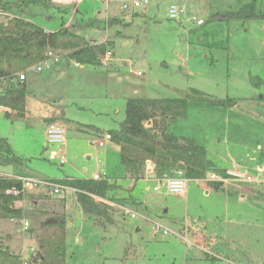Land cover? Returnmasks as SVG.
Returning <instances> with one entry per match:
<instances>
[{
  "label": "rangeland",
  "instance_id": "374dc122",
  "mask_svg": "<svg viewBox=\"0 0 264 264\" xmlns=\"http://www.w3.org/2000/svg\"><path fill=\"white\" fill-rule=\"evenodd\" d=\"M2 1L11 8L0 11V21L21 15L50 31L65 25L89 40L113 42L101 66L68 61L59 49L49 67L33 71L38 61L21 70L28 85L26 118L11 120L1 108L0 135L25 161L9 169L0 165V175L18 177L26 168L31 172L22 176L33 181L15 202L22 217L0 218L3 246L29 258L41 223L61 215L65 264H264V83L251 82L254 76L264 79V18L224 15L250 1L264 12V0H149L135 9L122 8L121 0H50L49 7L30 3L23 13L18 0ZM170 2L185 6L176 20L167 16ZM112 18L120 21L108 24ZM194 88L235 98L239 105L224 111L190 98L186 116L169 132L192 137L216 166L247 171L255 181L229 180L220 188L224 191L205 193L206 180L187 179L184 196L167 193L164 186L154 190L162 183L158 179L124 178L113 141L92 138L71 128L81 125L59 117L108 131L124 118L128 96L173 98ZM51 121L66 129L62 164L48 158L57 149L45 139V123ZM97 139L104 140V148L89 142ZM97 171L114 184L106 198L95 197L112 222L83 213L72 187L53 191L54 180L88 178ZM130 193L142 202L135 203ZM154 223L161 225L156 233Z\"/></svg>",
  "mask_w": 264,
  "mask_h": 264
},
{
  "label": "trees",
  "instance_id": "16d2710c",
  "mask_svg": "<svg viewBox=\"0 0 264 264\" xmlns=\"http://www.w3.org/2000/svg\"><path fill=\"white\" fill-rule=\"evenodd\" d=\"M18 1L21 12L30 3L51 6L50 0ZM9 7V3L0 0V11ZM224 15L242 20L264 18V12L258 11L253 1ZM118 21L120 19L112 18L108 24ZM112 47L111 40H89L65 25L54 31H46L44 27L21 15L0 21V104L9 108L5 116L11 120L24 116L27 85L24 80H15V76L26 66L45 58L47 50H64L68 61L101 66L106 53H112ZM251 82L258 86L264 83V79L254 76ZM190 98L210 106L231 107L237 103L235 98H216L195 88L180 97L126 98L124 118L117 128L107 131L110 140L119 147V160L125 169L124 178L133 181L144 178L148 161L153 164L156 174L182 169L187 179H205L208 171L225 175L226 169L217 167L209 159L203 145L191 137L169 132L173 122L186 116ZM93 129L100 132L98 128ZM24 161L23 156L13 151L7 138L0 135V164L20 165ZM54 182L75 189V200L83 213L94 215L101 222H112V218L104 216L105 210L102 211L99 205L102 202L96 201V198H106L114 186L107 178L95 180L91 177H64ZM207 183L215 190L222 187L220 182L207 180ZM13 187L19 190L16 196L6 193L7 189ZM22 189V180L0 175V218L22 217V208L15 204L22 198ZM260 192L264 197V190ZM49 219H56V222H49ZM39 229L36 234L37 248L27 259L11 251L7 245L3 246L0 240V264H65V218L61 215L50 217L41 223Z\"/></svg>",
  "mask_w": 264,
  "mask_h": 264
},
{
  "label": "built area",
  "instance_id": "2783aa9c",
  "mask_svg": "<svg viewBox=\"0 0 264 264\" xmlns=\"http://www.w3.org/2000/svg\"><path fill=\"white\" fill-rule=\"evenodd\" d=\"M122 2V8L127 9L129 7L132 8H143L145 7L149 0H121ZM185 12V6L182 3H177V2H170L167 6V16L169 19L176 20L178 19L181 15H183ZM203 20L198 19L197 23L200 24L202 23ZM111 52L108 51L105 55L107 57L110 55ZM53 55L52 50H47L45 52V58L40 60L37 64L31 67V69L35 72H39L43 70L44 68L49 67L51 59L50 57ZM78 64V63H76ZM138 75L141 74L140 71H136ZM15 80H24L26 75L25 72H18L15 76ZM3 108V106L0 104V109ZM45 139L47 145H53L56 146V150L50 152L48 155V158L50 160H58L61 164L65 162L66 159V151H65V143H66V129L63 124L57 122V121H51L47 123L46 129H45ZM105 139H110V134L106 133L103 136ZM100 138V137H99ZM91 144L93 146L97 147H103L105 145L103 139H97V140H92ZM152 166V163L150 161L147 162L146 164V169L150 168ZM7 176V175H6ZM14 177V176H10ZM20 180H22V190H26L27 188H30L32 185L33 179L30 177H21L18 176L16 177ZM95 180H100L102 179L101 177V172H95L92 174V177ZM257 178L252 176L250 173L247 171H242L239 169L231 168V169H226L225 175H220L215 171H208L206 173V178L205 180H212L215 182H220L221 184L226 183L229 180L233 181H243V182H252L255 181ZM162 183H157L155 186H153L154 190H159L162 186L165 187L167 193H173V194H182L185 191V186H186V181L187 178L185 177L184 171L182 169H177L173 171L170 175L166 174L165 177L159 178L158 179ZM50 184L49 182H45ZM55 187L53 191L55 193L61 192L63 189H69L68 185L56 183L53 184ZM73 188V187H72ZM74 189V188H73ZM75 190V189H74ZM7 194L14 195L16 196L19 194V190L16 188H10L6 190ZM131 217H134L135 214L131 213ZM24 227H26L27 222H24ZM159 223H154L153 225V232L156 233L160 228ZM162 233L164 235L168 234L169 229L168 228H163Z\"/></svg>",
  "mask_w": 264,
  "mask_h": 264
},
{
  "label": "crops",
  "instance_id": "0c3cea01",
  "mask_svg": "<svg viewBox=\"0 0 264 264\" xmlns=\"http://www.w3.org/2000/svg\"><path fill=\"white\" fill-rule=\"evenodd\" d=\"M251 2V1H250ZM247 3H249V2H247ZM247 3H244V4H247ZM242 6V5H241ZM233 10V9H232ZM232 10H228V11H232ZM227 11V12H228ZM46 31H50L49 29H46V28H44ZM103 40H106V39H103ZM102 40V41H103ZM26 85H27V82H26ZM27 89H28V85H27ZM239 104H238V101H237V103L235 104V105H233V106H231V107H222V109H224V111H229V110H231V109H234L235 107H237ZM211 107H213V106H211ZM220 107V106H219ZM3 109H5V111L6 110H9V108H7V107H4L3 106ZM30 111L32 112V108L30 109ZM60 111H61V113L63 114V112H62V109H60ZM25 115H26V111H25V114H24V116L22 117L23 119L24 118H26L25 117ZM37 115H40L39 113H37ZM28 117V116H27ZM62 120H67L69 123H72V124H78V125H81L82 127H80V128H74V127H71V128H73V129H75V130H77V131H83V132H86V133H88V135H90L92 138H99L98 136H100V137H103L104 136V134H106L107 133V131H105V130H103V129H101L99 126H97V125H94V124H85V123H82V122H79V121H77V120H74V119H72V118H70V117H67V116H65V115H62V116H59ZM29 119H33V114L32 113H30V116H29ZM41 119V118H40ZM48 123V122H47ZM47 123H45V126L47 125ZM87 125H91V126H93V127H88ZM98 128L99 130H100V132H95L94 131V129L93 128ZM90 128V129H89ZM44 131H45V129H44ZM67 138V137H66ZM192 138V137H191ZM89 142H92L91 140L89 141ZM117 145V144H116ZM105 146V145H104ZM104 146L103 147H101V148H104ZM117 148H118V153H119V147H118V145L116 146ZM256 147H260V144H257V146ZM206 148V147H205ZM207 151V150H206ZM207 156L209 157V155H208V151H207ZM24 157V156H23ZM209 159H211L210 157H209ZM213 162V161H212ZM1 165V164H0ZM7 167L8 169H9V166L10 165H3L2 167L4 168V167ZM217 167H219V166H217ZM220 168H224V169H231V168H233V167H220ZM258 168H261V166H258ZM28 170V172H31V170H29V169H26L25 168V170H23L22 171V175H26L27 174V171ZM7 173L6 174H8V175H12L11 174V172L9 173V171L7 170L6 171ZM98 172V171H97ZM95 173V172H94ZM154 174V175H153ZM17 175H20V174H17ZM165 175H166V173H162V174H156L155 173V171H154V166H153V164H152V166L150 167V168H148V169H146V176L144 177V178H142V179H139L140 181H147V180H157V179H159V178H163V177H165ZM36 177H39V176H36ZM41 178V177H40ZM43 179V178H42ZM138 180V181H139ZM196 180V179H195ZM197 180H205V179H197ZM131 181H133V180H131ZM133 182H135V181H133ZM205 183V188H204V192L205 193H208L210 190H211V188L212 187H210L209 186V184L207 183V180H206V182H204ZM222 187H223V184H222ZM132 188H130V190H131ZM219 190H221V191H224L223 189H219ZM185 193H186V189H185V191L182 193V196H184L185 195ZM243 192H240V196L241 197H244L246 194H244V196H243ZM130 196L132 197V198H134L135 196H133V194H131L130 193ZM136 200H137V202H142V201H138V199L137 198H134V202L135 203H137L136 202ZM133 202V201H132ZM144 203V202H143ZM263 204H264V200H263ZM146 205V204H145ZM17 206V205H16ZM147 206V205H146ZM148 207V206H147ZM80 208V207H79ZM147 209H149V208H147ZM81 210V209H80ZM8 219V218H7ZM9 220H14V219H9ZM8 238H10V237H8ZM7 246L9 247L10 245L9 244H7ZM25 258V257H24ZM27 258V257H26Z\"/></svg>",
  "mask_w": 264,
  "mask_h": 264
},
{
  "label": "water",
  "instance_id": "95a60500",
  "mask_svg": "<svg viewBox=\"0 0 264 264\" xmlns=\"http://www.w3.org/2000/svg\"><path fill=\"white\" fill-rule=\"evenodd\" d=\"M49 222H56V219H49Z\"/></svg>",
  "mask_w": 264,
  "mask_h": 264
}]
</instances>
